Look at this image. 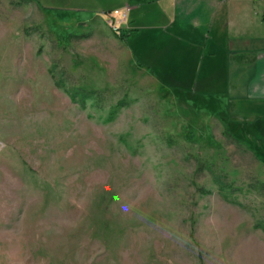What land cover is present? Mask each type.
<instances>
[{
  "label": "rangeland",
  "instance_id": "1",
  "mask_svg": "<svg viewBox=\"0 0 264 264\" xmlns=\"http://www.w3.org/2000/svg\"><path fill=\"white\" fill-rule=\"evenodd\" d=\"M139 2L0 0V264H264V110L175 86L178 23L151 70Z\"/></svg>",
  "mask_w": 264,
  "mask_h": 264
},
{
  "label": "crops",
  "instance_id": "2",
  "mask_svg": "<svg viewBox=\"0 0 264 264\" xmlns=\"http://www.w3.org/2000/svg\"><path fill=\"white\" fill-rule=\"evenodd\" d=\"M141 1L139 3L146 5L145 13L149 16V22L145 26L135 24V19L130 16L132 7L128 3L115 5L114 8H128V19L136 29L134 35L145 33L146 48L154 49L151 59L148 57L146 62L151 70L162 72L163 78V73L167 77H171L173 73L176 75V71L165 64L175 56L167 53L168 50H164L166 46L163 44L158 45V41L163 42L166 39L162 29L158 28L178 23L179 33L192 31L198 37L197 41H200L190 44L188 51L180 47V42L181 55L177 56L175 50L182 65L179 68L183 69L189 61L199 64L189 75L185 74L180 78L176 76L178 82L175 86L186 92L192 90L194 97L202 105L205 103L202 108L209 111H215L220 105L224 111H235L233 117L241 118L237 113L264 110V0ZM136 7L137 4L134 8ZM202 42L207 43L206 47L210 45L213 49L221 50L218 53L213 51L204 54V49L200 51L203 44L199 43ZM159 50L165 51L169 58L158 61L156 54ZM206 57L202 71L201 63ZM217 57L223 59L218 69L213 65L216 61H212ZM205 73L208 74L205 76ZM217 92L223 96L222 101H218L216 96V102L214 101L212 96Z\"/></svg>",
  "mask_w": 264,
  "mask_h": 264
},
{
  "label": "built area",
  "instance_id": "3",
  "mask_svg": "<svg viewBox=\"0 0 264 264\" xmlns=\"http://www.w3.org/2000/svg\"><path fill=\"white\" fill-rule=\"evenodd\" d=\"M128 8H124V9H115L112 11V18L115 19V21H119L121 22H125L128 16ZM111 19L110 22L114 23V20Z\"/></svg>",
  "mask_w": 264,
  "mask_h": 264
},
{
  "label": "trees",
  "instance_id": "4",
  "mask_svg": "<svg viewBox=\"0 0 264 264\" xmlns=\"http://www.w3.org/2000/svg\"><path fill=\"white\" fill-rule=\"evenodd\" d=\"M122 37H123V39L125 40V36H122ZM252 126H253V125H250L249 127H252ZM260 127H261V125L257 124V125H254V126L252 127V129H255L257 133H259V132L261 133V132H262V134L264 135V130H263V128L261 129ZM246 129H247V126L244 125V126H243V131L245 130L244 132L247 133L248 135H253L252 132H249V131L247 132ZM257 139H260V138H257ZM216 181L218 182V184L220 185V187L223 186V183L220 182V181H218L217 178H216Z\"/></svg>",
  "mask_w": 264,
  "mask_h": 264
}]
</instances>
